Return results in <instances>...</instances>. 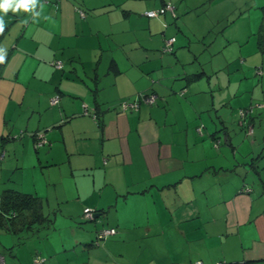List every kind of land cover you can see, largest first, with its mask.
<instances>
[{
	"label": "crops",
	"instance_id": "0c3cea01",
	"mask_svg": "<svg viewBox=\"0 0 264 264\" xmlns=\"http://www.w3.org/2000/svg\"><path fill=\"white\" fill-rule=\"evenodd\" d=\"M228 1L39 0L35 18L0 13L1 192L64 205L69 223L93 212L87 234L43 245L30 234L49 227L48 215L7 227L0 213L4 264L35 256L60 264L71 242L63 263L92 264L113 239L94 248L101 228L130 233L151 264L154 256L168 259L156 264H264L263 131L258 117H245L252 134L244 139L237 116L264 87L254 73L264 71L256 42L264 0ZM166 2L174 16H143ZM168 37L172 50L161 53ZM148 93L151 105L120 110ZM37 133L45 142L33 148Z\"/></svg>",
	"mask_w": 264,
	"mask_h": 264
},
{
	"label": "rangeland",
	"instance_id": "374dc122",
	"mask_svg": "<svg viewBox=\"0 0 264 264\" xmlns=\"http://www.w3.org/2000/svg\"><path fill=\"white\" fill-rule=\"evenodd\" d=\"M238 0H229L227 6H231L232 2L235 3ZM251 43V41H249V44ZM245 48V47H244ZM261 57L264 55H260ZM258 67V66H257ZM262 71V70H261ZM255 73V70H254ZM259 75H262L261 77H259ZM254 76V75H253ZM255 76L259 77V78H263L264 79V71L261 72V74H255ZM263 83V80H262ZM264 86V83L262 84ZM255 101V102H254ZM253 101V103L251 105H247L245 104V106H255V104H258L259 107H253L251 109V111L246 114L247 117H251V120H253L254 122H258L260 120V127L261 130L263 131V142H264V87H263V91L260 92V96L258 98H255V100ZM243 107V106H241ZM259 118V120H257L256 118ZM252 123V122H251ZM253 124V123H252ZM240 135L244 136V139H246V135L244 132L240 131ZM247 140V139H246ZM5 176H3L2 180H0V193L1 190L4 187V178ZM1 179V178H0ZM40 203V200H39ZM45 203V202H44ZM45 205V204H44ZM41 206L40 210L41 212H43L44 215H48V219H49V227H47V225H43L45 226V228L43 227H35L38 230L35 231L34 233L32 232V235L30 234V238H33L34 242L40 245H43L44 243L42 242H47V241H52L55 242L57 241V239L59 237H61L62 235H66L67 234L72 237V233L75 234H87V230H84L86 226H89L90 224H92L93 220L90 221H86V219H80V218H74L72 219V223H69L68 220L66 219V217H62L60 214V211L63 215H65V206ZM57 213V217H62L64 219L67 220V222H61L59 219H57V221H52L54 214ZM109 218H111V213H109ZM33 219V218H31ZM96 219V218H95ZM5 223L7 224V227L9 226L10 223H12V221H10V219H4ZM48 224V223H46ZM9 230V229H8ZM84 230V231H83ZM10 231V230H9ZM116 233V231H115ZM114 234L109 235L105 238L111 237L112 242H108L105 240V238L103 240H101L99 242V246L98 245H93L94 248H102L104 242L106 244L105 248L100 250L98 253L100 254V257H96L94 255H92V259L93 258H97L96 260H94V264H151L150 261V257H148V255L145 254V251L140 252V250L138 249L137 245L134 243L135 238H133V236L128 233L126 235H124L123 237H113ZM8 233L5 232V229L3 227L0 226V253H4L7 255V248L9 247L7 241L5 240V237ZM11 234L12 231H11ZM18 234L23 235V231L18 232ZM15 238V237H14ZM109 238V239H111ZM38 239V240H37ZM107 239V240H109ZM5 244H3V243ZM73 242H71V244H68V246L66 245V247H68V250H66L65 252H59L57 253V259H59V263L60 264H64L63 263V258H65L67 255H70L72 253H70L73 249ZM96 246V247H95ZM43 251L44 248L43 246H40ZM77 253V250H76ZM87 257H90V255H88ZM7 260L9 261V257L8 255L6 256ZM79 258V256H78ZM86 258V256L84 255V257L82 256L81 259ZM153 259L155 260V264L157 263H164L167 261L168 263V259L166 258H160L156 259V256L153 257ZM92 262V264H93ZM52 264H58V263H52ZM90 264V263H89Z\"/></svg>",
	"mask_w": 264,
	"mask_h": 264
},
{
	"label": "built area",
	"instance_id": "2783aa9c",
	"mask_svg": "<svg viewBox=\"0 0 264 264\" xmlns=\"http://www.w3.org/2000/svg\"><path fill=\"white\" fill-rule=\"evenodd\" d=\"M78 13L79 17L84 16V12L80 9L75 10ZM169 13L171 16L173 15V6L171 3L166 2L161 7L152 9V10H146L143 12V16L146 18H153L157 15H162L164 13ZM174 41V37H168L163 41V44L160 47V52H169L171 50V45ZM2 63H0L1 65ZM50 65L55 68L59 69L61 67L60 61H54L51 62ZM257 74H261V69L257 68L255 71ZM58 95H53L49 98V104L53 105L58 102ZM156 99V96L152 93L148 94H139L135 96L134 98L128 99V100H122L119 102V107L121 111H136L138 108L139 103L151 105ZM253 107H259L258 104H255V106H248L246 108H240L237 110V116H238V125L244 128L245 134L251 135L252 134V127L250 123L245 121L246 114H248ZM45 142V139L43 137V134L37 133L33 137V148H37L40 145H42ZM218 143V140H216L213 144L216 146ZM82 216L86 220H91L93 217V212L89 208H84L82 210ZM115 233L114 228H101L95 232V239L94 242L98 243L99 241L103 240L105 237L112 235ZM43 262V258L35 256L32 261L28 264H41ZM0 264H4L3 257L0 255ZM194 264H201L199 261L194 262Z\"/></svg>",
	"mask_w": 264,
	"mask_h": 264
},
{
	"label": "trees",
	"instance_id": "16d2710c",
	"mask_svg": "<svg viewBox=\"0 0 264 264\" xmlns=\"http://www.w3.org/2000/svg\"><path fill=\"white\" fill-rule=\"evenodd\" d=\"M256 42L259 51L264 53V25H261L259 31L256 33ZM171 50L169 52H171ZM2 212L4 213L3 215H7L6 219H10L12 222L16 221L14 223L25 221L28 218H33L35 221H37L39 218H42L38 198L34 197L33 195L20 193L14 190H4L1 192L0 213L2 214Z\"/></svg>",
	"mask_w": 264,
	"mask_h": 264
},
{
	"label": "clouds",
	"instance_id": "9594fccd",
	"mask_svg": "<svg viewBox=\"0 0 264 264\" xmlns=\"http://www.w3.org/2000/svg\"><path fill=\"white\" fill-rule=\"evenodd\" d=\"M39 0H0V13L6 14L9 10L12 12H19L23 10L24 12H31L33 17L39 16L38 12L34 9L37 7ZM5 28V21L3 16H0V34L3 33ZM6 55V50L0 48V63L4 62Z\"/></svg>",
	"mask_w": 264,
	"mask_h": 264
},
{
	"label": "water",
	"instance_id": "95a60500",
	"mask_svg": "<svg viewBox=\"0 0 264 264\" xmlns=\"http://www.w3.org/2000/svg\"><path fill=\"white\" fill-rule=\"evenodd\" d=\"M95 215V214H94ZM97 215V214H96Z\"/></svg>",
	"mask_w": 264,
	"mask_h": 264
}]
</instances>
